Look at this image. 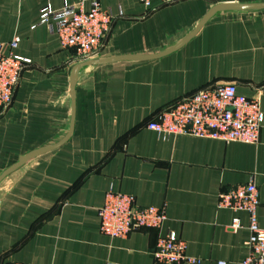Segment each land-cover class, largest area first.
Listing matches in <instances>:
<instances>
[{"label": "crops", "instance_id": "obj_1", "mask_svg": "<svg viewBox=\"0 0 264 264\" xmlns=\"http://www.w3.org/2000/svg\"><path fill=\"white\" fill-rule=\"evenodd\" d=\"M88 0H0V44L31 62L10 105L0 112V174L22 155L40 153L0 180V264H186L155 260L158 235L174 231L191 264H239L248 253V214L217 206L218 195L253 182L264 228V119L256 144L192 135L162 137L145 123L172 100L206 85L233 82L246 97L259 92L264 116V9L224 10L176 50L150 59L86 65L70 95L72 68L85 61L39 22L49 5ZM264 3V0H226ZM117 15L97 58L158 54L182 40L216 3L183 0L149 10L138 0H100ZM113 189L139 206H164L158 231L124 237L100 232L98 208ZM234 217L241 226L233 230Z\"/></svg>", "mask_w": 264, "mask_h": 264}, {"label": "built area", "instance_id": "obj_2", "mask_svg": "<svg viewBox=\"0 0 264 264\" xmlns=\"http://www.w3.org/2000/svg\"><path fill=\"white\" fill-rule=\"evenodd\" d=\"M147 9L154 10L152 0H138ZM183 0H158L160 5ZM215 3L226 0H211ZM101 7L100 0H88L53 9L49 5L39 11V22L54 31L62 47L72 48L75 57L81 60L97 58L104 45V36L114 19L120 16ZM20 39L15 36L0 44V112L11 103L13 92L21 72L31 60L14 53ZM259 92L246 97L237 92L233 82L206 85L182 95L157 111L145 123V127L162 137L169 135H192L228 142L256 144L263 123ZM259 191L253 182L237 185L218 195L217 206L248 214V253L239 264H264V228L260 227L256 215ZM100 232L109 237H124L140 227L160 230L166 220L164 206H139L131 194L110 189L103 204L98 208ZM241 226L234 217L230 227ZM185 243L174 231L158 235L153 250L155 260L164 263L185 261L194 263V258L184 255ZM11 264H38L13 262ZM108 264H118L109 262ZM216 264H226L218 260Z\"/></svg>", "mask_w": 264, "mask_h": 264}, {"label": "water", "instance_id": "obj_3", "mask_svg": "<svg viewBox=\"0 0 264 264\" xmlns=\"http://www.w3.org/2000/svg\"><path fill=\"white\" fill-rule=\"evenodd\" d=\"M258 9H264V3H237V2H231V1H225L221 3H216L213 5L207 13L202 17V19L199 21V23L196 25V27L188 34L186 35L182 40H180L178 43L173 45L172 47L158 53V54H153V55H146V56H133V55H128V56H113V57H108V58H94V59H89L85 60L82 62L77 63L74 65L71 71L70 75V95L72 99V114H73V109H74V87L76 80L78 78V75L80 73V69L83 68L86 65H94V64H101V63H107L115 60H122V59H150V58H155L158 56H162L165 54H168L177 48L181 47L183 44H185L199 29L200 27L214 14L220 11L224 10H258ZM72 132V117H71V122H70V128L68 133L59 141L56 143L46 145L43 147H40L38 149L32 150L24 155H22L14 164L9 166L7 169H5L1 174H0V180L3 179L8 173H10L12 170L29 160L30 158L43 153L45 151L51 150L62 144L64 141L68 139Z\"/></svg>", "mask_w": 264, "mask_h": 264}]
</instances>
